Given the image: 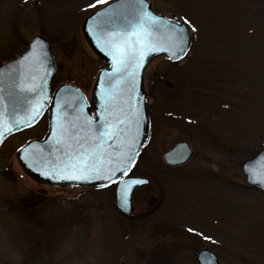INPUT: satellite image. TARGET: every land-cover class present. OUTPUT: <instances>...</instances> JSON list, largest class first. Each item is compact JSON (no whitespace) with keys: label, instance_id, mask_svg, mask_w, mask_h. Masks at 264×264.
<instances>
[{"label":"rangeland","instance_id":"374dc122","mask_svg":"<svg viewBox=\"0 0 264 264\" xmlns=\"http://www.w3.org/2000/svg\"><path fill=\"white\" fill-rule=\"evenodd\" d=\"M110 1L0 0V63L42 35L61 66L51 87L89 96L105 64L80 24ZM149 1L191 35L184 59L158 57L145 71L153 123L133 175L150 185L123 214L112 187L48 186L22 170L15 150L46 120L12 134L0 146V264H197L201 248L219 264H264V192L240 168L264 146V0ZM178 141L193 156L165 167Z\"/></svg>","mask_w":264,"mask_h":264},{"label":"water","instance_id":"95a60500","mask_svg":"<svg viewBox=\"0 0 264 264\" xmlns=\"http://www.w3.org/2000/svg\"><path fill=\"white\" fill-rule=\"evenodd\" d=\"M141 13H147L159 21L157 26L147 25L154 39L158 38L156 48L159 50H145L140 59L137 49L128 66L115 73L114 68L120 65L113 58V38L130 35ZM178 23L183 27V43L174 47L164 37ZM80 28L87 45L107 63L94 81L90 99L70 83H62L50 93L49 84L55 63L49 41L41 35H35L24 52L0 66V133H3L0 145L9 135L36 124L47 109L45 134L41 138L29 140L15 151L22 170L34 180L49 186L91 187L116 183V205L121 211L129 213L132 210L133 190L149 182L142 177H124L142 151L149 129L144 71L156 57L167 56L173 60L183 58L190 46L189 30L185 23L177 21L175 17L155 12L149 0H144L142 5L138 0H112L86 16ZM165 48L168 50H163ZM180 48L184 51H180ZM173 52H176V56L172 55ZM36 108H39V115L32 119ZM118 120H124L125 123L120 126L115 139L103 137L97 140L106 130L116 131ZM5 127L11 128V131L4 132ZM77 139L81 140L82 149L77 145ZM81 152L88 157L87 169L81 173L66 168L65 165L70 164L80 166ZM191 153L189 145L180 142L166 151L163 158L169 164H181L190 158ZM127 155L133 157L131 164L123 162ZM262 164L264 146L242 162L241 170L247 184L264 191ZM120 168H125L126 174H122ZM71 175L85 178H61ZM135 180L145 183L132 184ZM152 201L153 198L150 203ZM196 262L219 264L215 254L207 248L197 251Z\"/></svg>","mask_w":264,"mask_h":264},{"label":"snow or ice","instance_id":"6c2138e0","mask_svg":"<svg viewBox=\"0 0 264 264\" xmlns=\"http://www.w3.org/2000/svg\"><path fill=\"white\" fill-rule=\"evenodd\" d=\"M98 3H103L104 0H97ZM144 0H138V3L141 5L143 4ZM95 5H90V7H94ZM183 23H188V21H184ZM159 24L158 19H153L150 17L147 13H141L138 17V23L137 25L132 29L131 34L122 37V38H113V58L117 60V63L120 65V67L114 68L115 73H119L122 70H124L129 62L130 59L136 54L137 49H139L140 59L143 58L145 50L151 51V50H159L156 48L157 39H154L152 31L149 29L147 25L157 26ZM166 41L173 44L174 47H179L181 43H183V27L181 24H176L172 29L168 36L164 37ZM167 51L168 49H163ZM180 51H184L183 48H180ZM173 56H176V52L172 53ZM179 58V57H177ZM83 99V98H81ZM39 115V108H36L34 111L32 119H35V116ZM124 120H118L117 121V130L113 131L111 129L106 130L104 133H102L101 137H97V140H102L103 137H107L108 139H115L117 135L119 134V128L124 124ZM11 128H4V132H10ZM3 133H0V136H2ZM57 143H60V141H57ZM77 145L80 146V148H83V144L80 139L76 140ZM100 145H97L99 147ZM71 147V145H69ZM85 152L87 150H84ZM75 155V154H74ZM79 159L81 161L80 166L78 167L77 164H70L65 165L66 168H71L72 171L76 172H84L87 167V159L88 157L84 155L83 152L79 153ZM133 160L132 155H127L124 158L125 164H131ZM262 169H264V164H262ZM119 171L122 174H126L125 168H120ZM63 179H73V180H79L84 179L85 177L82 175H71V176H63L61 177ZM132 184H141L145 183V181L135 180L131 182ZM124 203H127V200H124Z\"/></svg>","mask_w":264,"mask_h":264},{"label":"flooded vegetation","instance_id":"af4514ba","mask_svg":"<svg viewBox=\"0 0 264 264\" xmlns=\"http://www.w3.org/2000/svg\"><path fill=\"white\" fill-rule=\"evenodd\" d=\"M10 60V59H9ZM172 63H174V64H176L177 62H179V61H172V60H170ZM6 62V61H5ZM5 62H3V63H5ZM3 63H0V65L1 64H3ZM58 65V64H57ZM98 71H99V69H98ZM97 71V72H98ZM147 108H148V111H149V106H148V103H147ZM47 119V112H45L44 113V115L42 116V118L40 119V121H42V120H46ZM170 119H173V118H170ZM39 121V122H40ZM174 121L175 122H177L178 123V121L177 120H175V118H174ZM152 123H153V120H152V118H151V124H150V130H149V134H150V132H151V126H152ZM179 142H181V141H178V142H176L175 144H177V143H179ZM187 142V141H186ZM188 143V142H187ZM175 144H173V145H175ZM189 144V143H188ZM172 145V146H173ZM172 146H170L169 148H167V149H165L164 151H163V153H162V163H163V165L165 166V167H168V168H178V167H181L182 165H184V164H186L190 159H191V157L193 156V150H192V155H191V157H190V159L188 160V161H186L185 163H182V164H178V165H172V164H168L167 162H165L164 161V159H163V154L165 153V151H167L168 149H170ZM189 146H190V144H189ZM190 148H191V146H190ZM241 164H242V162H241ZM240 168H241V165H240ZM242 171V170H241ZM131 176H134V175H132V174H130ZM145 187H147V185H145V186H141V187H139V188H137L135 191H134V193L138 190V189H140V188H145ZM133 193V194H134ZM132 202H133V198H132Z\"/></svg>","mask_w":264,"mask_h":264}]
</instances>
